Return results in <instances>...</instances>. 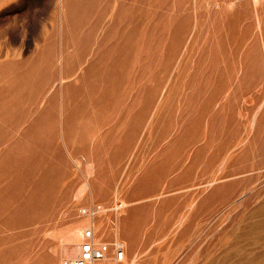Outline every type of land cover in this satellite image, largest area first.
I'll use <instances>...</instances> for the list:
<instances>
[{
  "label": "rangeland",
  "instance_id": "rangeland-1",
  "mask_svg": "<svg viewBox=\"0 0 264 264\" xmlns=\"http://www.w3.org/2000/svg\"><path fill=\"white\" fill-rule=\"evenodd\" d=\"M79 221L116 264H264V0H0V264Z\"/></svg>",
  "mask_w": 264,
  "mask_h": 264
},
{
  "label": "built area",
  "instance_id": "built-area-1",
  "mask_svg": "<svg viewBox=\"0 0 264 264\" xmlns=\"http://www.w3.org/2000/svg\"><path fill=\"white\" fill-rule=\"evenodd\" d=\"M98 210L99 206L97 205L81 209L83 213L92 215L97 214ZM111 247L114 248L113 257L110 256ZM125 256L126 249L121 242H97L94 227L91 226L85 230L78 254L74 258L67 259L64 264H105L110 257L113 260L122 261Z\"/></svg>",
  "mask_w": 264,
  "mask_h": 264
},
{
  "label": "bare ground",
  "instance_id": "bare-ground-1",
  "mask_svg": "<svg viewBox=\"0 0 264 264\" xmlns=\"http://www.w3.org/2000/svg\"><path fill=\"white\" fill-rule=\"evenodd\" d=\"M83 234V223L79 221L71 225L67 231L66 239L71 241L64 242V252L67 255L77 254L80 250V238ZM97 240V238H96ZM108 264H116L113 259L109 260Z\"/></svg>",
  "mask_w": 264,
  "mask_h": 264
}]
</instances>
